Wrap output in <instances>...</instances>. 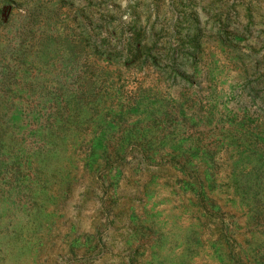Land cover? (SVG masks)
Here are the masks:
<instances>
[{
    "label": "rangeland",
    "instance_id": "rangeland-1",
    "mask_svg": "<svg viewBox=\"0 0 264 264\" xmlns=\"http://www.w3.org/2000/svg\"><path fill=\"white\" fill-rule=\"evenodd\" d=\"M0 264H264V0H0Z\"/></svg>",
    "mask_w": 264,
    "mask_h": 264
},
{
    "label": "trees",
    "instance_id": "trees-1",
    "mask_svg": "<svg viewBox=\"0 0 264 264\" xmlns=\"http://www.w3.org/2000/svg\"><path fill=\"white\" fill-rule=\"evenodd\" d=\"M134 36L136 37V34Z\"/></svg>",
    "mask_w": 264,
    "mask_h": 264
}]
</instances>
